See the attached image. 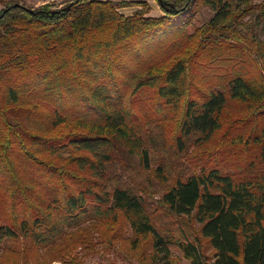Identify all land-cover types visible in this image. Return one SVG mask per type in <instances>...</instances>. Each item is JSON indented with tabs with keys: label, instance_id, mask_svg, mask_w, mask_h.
Wrapping results in <instances>:
<instances>
[{
	"label": "trees",
	"instance_id": "16d2710c",
	"mask_svg": "<svg viewBox=\"0 0 264 264\" xmlns=\"http://www.w3.org/2000/svg\"><path fill=\"white\" fill-rule=\"evenodd\" d=\"M22 1L0 0V264H264V0Z\"/></svg>",
	"mask_w": 264,
	"mask_h": 264
},
{
	"label": "rangeland",
	"instance_id": "374dc122",
	"mask_svg": "<svg viewBox=\"0 0 264 264\" xmlns=\"http://www.w3.org/2000/svg\"><path fill=\"white\" fill-rule=\"evenodd\" d=\"M22 2L26 6H32V7L37 8V7H39L45 3H55L58 6V5H60V3H62V0H23ZM124 2H126V1H124ZM0 9H1V7H0ZM127 9H130L132 11L134 9L138 10L139 8L137 6H133V7H127ZM156 13L154 14L151 12L150 16H153V17L161 16V15L156 14ZM210 15H211V13L207 9L203 8L200 11V14L197 15L196 20L194 21V23H195L194 25H197V24H199V22L208 19L210 17ZM155 159L156 160H162L163 159V161L166 163L168 161V158H166L160 151L158 153L156 152ZM173 255H174V257H176V264H189V262H187L186 260L183 259L182 254L178 250L174 249ZM84 264H129V263L122 262L113 253L105 254V253L99 252L93 256L87 257L85 259Z\"/></svg>",
	"mask_w": 264,
	"mask_h": 264
},
{
	"label": "crops",
	"instance_id": "0c3cea01",
	"mask_svg": "<svg viewBox=\"0 0 264 264\" xmlns=\"http://www.w3.org/2000/svg\"><path fill=\"white\" fill-rule=\"evenodd\" d=\"M98 1H114V2H122V1H126V2H147L150 4V6L152 7V13H156V14H159L161 15L162 12H161V9L159 7V4L157 3L156 0H98ZM136 9L134 10H130V9H127V8H124L121 10V13H123L124 15L126 16H130L133 14V12L135 11ZM129 11V12H128Z\"/></svg>",
	"mask_w": 264,
	"mask_h": 264
},
{
	"label": "water",
	"instance_id": "95a60500",
	"mask_svg": "<svg viewBox=\"0 0 264 264\" xmlns=\"http://www.w3.org/2000/svg\"><path fill=\"white\" fill-rule=\"evenodd\" d=\"M156 1L158 2L159 6H163V7H165V8H170V9H172V10L177 11V10L175 9V6H174L173 4H171V3H168V2H166V1H164V0H156Z\"/></svg>",
	"mask_w": 264,
	"mask_h": 264
}]
</instances>
